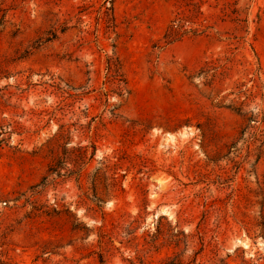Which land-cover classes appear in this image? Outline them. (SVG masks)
Segmentation results:
<instances>
[{
	"label": "rangeland",
	"instance_id": "1",
	"mask_svg": "<svg viewBox=\"0 0 264 264\" xmlns=\"http://www.w3.org/2000/svg\"><path fill=\"white\" fill-rule=\"evenodd\" d=\"M0 4V264H264V0Z\"/></svg>",
	"mask_w": 264,
	"mask_h": 264
},
{
	"label": "trees",
	"instance_id": "2",
	"mask_svg": "<svg viewBox=\"0 0 264 264\" xmlns=\"http://www.w3.org/2000/svg\"><path fill=\"white\" fill-rule=\"evenodd\" d=\"M196 12L197 11H195V13ZM4 15V10L1 8L0 4V25L3 22ZM192 23L193 22L191 21L190 17L183 15L182 13L176 15V17L171 21L164 35V39L166 40L167 44L180 40L186 35H196L197 29L190 27ZM262 119L264 120V117H262Z\"/></svg>",
	"mask_w": 264,
	"mask_h": 264
}]
</instances>
